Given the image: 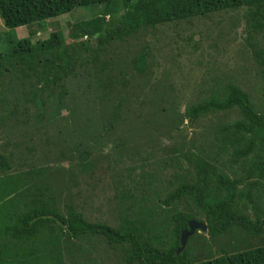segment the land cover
<instances>
[{
    "label": "trees",
    "instance_id": "trees-1",
    "mask_svg": "<svg viewBox=\"0 0 264 264\" xmlns=\"http://www.w3.org/2000/svg\"><path fill=\"white\" fill-rule=\"evenodd\" d=\"M89 5H102V12L74 23L69 44H64L59 31L35 43L28 37L6 39L0 47V131L12 123L34 127L66 107L69 78L85 84L79 101L95 104L93 97H98L101 103L100 115L85 116L86 127H91L93 147L108 148L115 224L89 220L73 195L60 197L49 169L33 164L34 156H25L36 149L32 137L30 142L12 143V150L0 151V264H73L82 242L97 250L95 245L101 241L119 248L123 264H264V112L256 109L249 93L232 76L224 82L211 76L198 86L197 96L181 115L165 106L149 112L154 129L167 123L163 136L172 140L175 133L184 134V119L193 126L233 109L238 118L205 126L196 136H202V143L193 142L187 149L183 148L186 142L180 147L173 142L161 147V159H156L155 149L135 153L136 158L129 150L139 143L136 140L133 147L126 143L129 137L141 136L142 128L131 129V108L125 107L132 106L129 100L134 99L135 86L122 76L129 74L128 66L136 76L146 75L147 51L142 48L131 59H121L117 72L108 66L112 56L107 61L99 56L110 40L123 43L146 28L241 8L250 21L246 20V32L263 31L264 0H0V17L10 29H32L38 22ZM119 12L117 22L108 24L106 16ZM254 58L264 64L261 51ZM89 74L96 95L86 96L91 83L82 78ZM207 90L206 97L199 96ZM10 92L17 96L9 98ZM94 117L99 128L90 122ZM127 123V136L122 137L118 131ZM66 141L71 147L61 145L60 155L79 159L83 167L79 173H85L90 150L82 151L78 147L84 142H73L65 134L62 143ZM23 155L27 163L15 168L14 157ZM190 220L205 223V234L195 231L177 253L180 234L188 230ZM244 235L258 238L260 244H230ZM222 239L225 248L211 244ZM111 250L106 249L108 255Z\"/></svg>",
    "mask_w": 264,
    "mask_h": 264
},
{
    "label": "rangeland",
    "instance_id": "rangeland-1",
    "mask_svg": "<svg viewBox=\"0 0 264 264\" xmlns=\"http://www.w3.org/2000/svg\"><path fill=\"white\" fill-rule=\"evenodd\" d=\"M102 9V5L76 7L55 18L38 22L32 29L27 26L10 29L4 25L0 17V34L4 33L5 35L0 38V47L6 45V39L28 37L35 43L47 39L51 33L59 34V31L65 37L64 44H69L72 42V37L69 35L72 25L100 14ZM120 15L121 12L106 16L108 24L116 23ZM246 20L250 22L243 8L237 11H222L209 16H197L189 20L146 28L123 43L115 40H110L107 43V46L103 48L104 52L99 56L106 61L112 56L108 66L113 67L114 72H117L118 67L124 62L121 59H131L130 55L142 51V48L147 51L148 73L136 76L134 72H132L133 74L130 72V66H128L126 70L129 74L122 76L125 81L132 84L131 86H135L134 99L129 100L132 106H125L131 108V112L128 114V121L131 123L129 125L131 129L133 126L142 128L141 136L129 137L126 143L129 146L133 147L136 140L139 143V146L135 145V149L133 147L129 150V154H134L136 158H139V155L155 149L158 152H156L158 155L156 159H161L162 156L159 155L161 147L169 146L173 142L180 147L183 142H186L183 148L187 149L193 142L202 143V136L200 135L198 138L196 136L204 131L205 126L209 127L214 123L236 120L239 113L235 109L205 117L198 123H194L193 126H190L187 119H184V123L181 124L184 134L178 136L177 132L172 140L163 136L165 131L163 127L167 126V123H164L163 126L159 125L157 130L154 129V119L148 115L149 112L165 106L174 114L181 115L185 107L197 96L198 86H204L208 82V78L213 75L218 76L222 82L232 76V80L249 93L256 109L264 112V64L260 65L254 58V54L257 55L260 51L264 57V29L260 32H246ZM77 68L79 67L77 66ZM82 79L90 80L91 83L88 85L89 88L87 87L85 95H96L92 75L89 74ZM10 81L12 85L15 84L13 79ZM85 88V84L80 85L77 79L69 78L65 83V89H68L65 94L66 107L56 110L50 118L45 117L34 127L25 128L22 124L14 126L12 123V126L4 128L0 131V151L7 152L9 148L12 150V143L30 142L29 138L32 137L36 149L25 156H34L33 164L40 167L46 166L49 169V174L54 177L55 189L61 190L60 197L64 200L68 194L73 195L74 202L81 207L80 209H86V218L89 220H102L115 224L114 205L111 200L113 190L110 186L107 168L109 155L106 152H108V148L104 147L101 150L102 148L93 147L90 140L91 135H89L91 127H86L89 122L86 117L91 116L92 112H98L97 114L100 115L101 103L98 97H93L95 104L79 101V90ZM17 93L10 92L8 97L17 96ZM207 94L208 90L201 91L199 96L206 97ZM76 95L78 96L76 97ZM72 96L76 98L73 99ZM18 98H20L19 95ZM88 104L91 106L89 107ZM125 107L123 110L126 109ZM90 122L99 128L97 117L92 118ZM129 125L127 123L118 131L122 137L127 136L126 130ZM92 130L95 129L92 128ZM65 134L73 142H84L78 147L82 151L90 150V165L83 174L79 173L82 171L80 168H83L79 159L69 160L67 154V161L59 153L61 145L71 147L67 141V143H62ZM70 150L71 156L74 149ZM117 153V150L112 151L113 156H116ZM126 159L125 166L129 163V159ZM85 161L86 157H84L83 163ZM24 163H27L24 155L22 158L14 157L13 166L15 168ZM236 242H240L241 247L243 245L253 247L260 244L258 238L246 237V235L242 236L241 240L238 238L231 240L230 244L233 245ZM224 243V239L217 244L211 242L215 248L217 245L225 248L223 247ZM89 245L91 244L87 245L85 242L80 244L82 251L77 252L76 257H73L75 260L73 264H123L124 260L119 248H111L105 241L95 245L97 250L99 249L98 251L89 248ZM108 247L110 250L113 249L110 255L106 252Z\"/></svg>",
    "mask_w": 264,
    "mask_h": 264
},
{
    "label": "water",
    "instance_id": "water-1",
    "mask_svg": "<svg viewBox=\"0 0 264 264\" xmlns=\"http://www.w3.org/2000/svg\"><path fill=\"white\" fill-rule=\"evenodd\" d=\"M195 231L205 232L206 224L198 222L196 220L188 221V230H183L180 234V247L176 250L177 253L184 249L188 237L192 235Z\"/></svg>",
    "mask_w": 264,
    "mask_h": 264
}]
</instances>
